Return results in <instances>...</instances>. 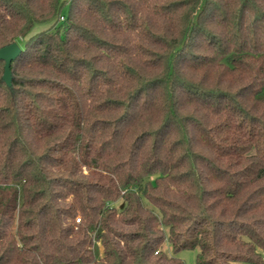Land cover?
Masks as SVG:
<instances>
[{"label":"trees","instance_id":"obj_1","mask_svg":"<svg viewBox=\"0 0 264 264\" xmlns=\"http://www.w3.org/2000/svg\"><path fill=\"white\" fill-rule=\"evenodd\" d=\"M12 44L0 264H264V0H0Z\"/></svg>","mask_w":264,"mask_h":264},{"label":"water","instance_id":"obj_2","mask_svg":"<svg viewBox=\"0 0 264 264\" xmlns=\"http://www.w3.org/2000/svg\"><path fill=\"white\" fill-rule=\"evenodd\" d=\"M21 52V48L17 44H12L0 49V61H4L3 79L7 85L12 83L11 65L17 59Z\"/></svg>","mask_w":264,"mask_h":264},{"label":"rangeland","instance_id":"obj_3","mask_svg":"<svg viewBox=\"0 0 264 264\" xmlns=\"http://www.w3.org/2000/svg\"><path fill=\"white\" fill-rule=\"evenodd\" d=\"M68 1V0H65ZM68 12L67 6L64 8V14ZM117 208H122L124 206V200L120 199L115 203ZM164 252L168 255H172V248L168 240L164 243ZM198 250H184L181 251L177 256L181 259L182 264H196V257Z\"/></svg>","mask_w":264,"mask_h":264},{"label":"built area","instance_id":"obj_4","mask_svg":"<svg viewBox=\"0 0 264 264\" xmlns=\"http://www.w3.org/2000/svg\"><path fill=\"white\" fill-rule=\"evenodd\" d=\"M63 20V18H61ZM263 260H264V257H263Z\"/></svg>","mask_w":264,"mask_h":264}]
</instances>
